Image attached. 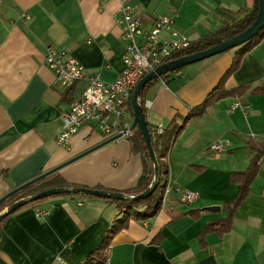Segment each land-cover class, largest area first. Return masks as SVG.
<instances>
[{"label":"crops","instance_id":"0c3cea01","mask_svg":"<svg viewBox=\"0 0 264 264\" xmlns=\"http://www.w3.org/2000/svg\"><path fill=\"white\" fill-rule=\"evenodd\" d=\"M254 1L127 3L144 30L168 16L176 31L195 42L251 13ZM119 9V0H0V198L116 135H96V130L83 127L68 147L56 142L61 115L81 96L89 78L97 75L110 83L122 71L125 42L117 25ZM51 48L65 51L86 71L69 92L54 85L44 64ZM231 62L232 51L223 52L151 85L143 95L146 123L164 129L174 117L184 118L217 85ZM244 85L264 87V39L244 55L224 86L230 90ZM235 102L241 109L231 110ZM132 120L127 110L117 128L130 127ZM131 135L56 173L71 188L115 193L132 189L143 170V155L138 144L132 148ZM250 138L264 142V92L222 99L190 120L166 158L161 211L147 221H130L112 238L106 251L110 264H264V159L234 213L232 229L220 237L210 232L199 239L209 222L226 215L223 205L236 197L238 185L229 176L245 170L251 160L246 146ZM220 141L229 143L224 153L208 150ZM184 191L197 198L185 203ZM103 200L59 195L12 213L0 225V264H81L117 215L115 206ZM211 207L218 210H207ZM36 208L44 214L37 217Z\"/></svg>","mask_w":264,"mask_h":264},{"label":"trees","instance_id":"16d2710c","mask_svg":"<svg viewBox=\"0 0 264 264\" xmlns=\"http://www.w3.org/2000/svg\"><path fill=\"white\" fill-rule=\"evenodd\" d=\"M257 12L258 2L257 0H255L254 7L251 13L230 23L225 22L213 33H210L209 35L204 36L195 42H190L186 48L173 53L168 61H175L177 59L205 51L215 45L231 40L251 26L256 18ZM263 39L264 26L247 42L239 45L234 49L229 50L232 51V62L230 67L226 70L217 85L211 90L206 98L199 105L192 107L184 118L181 119L178 116L174 117L159 134L157 133L156 128H152L147 124L151 146L159 167L158 183L154 190L147 197L142 199L130 201L103 200L115 206V208L117 209V215L105 232L101 243L97 246V248L88 253L87 257L81 264H104L106 260V251L109 248L112 238L117 233L127 228L130 221H147L155 217L161 211L163 195L167 187L168 166L166 164V158L172 145L175 143L181 132L184 130L186 124L190 120L202 116L212 104L217 103L222 99L240 98L248 93L258 94L264 92V87H252L251 85L239 86L230 90H227L224 86L225 81L229 78V76H231L240 67V63L244 55L250 52ZM182 68L174 72L167 73L161 76L159 79L152 80L140 91L138 98L139 105L142 108L143 114L144 92L158 80L166 81L174 73H177ZM127 109L132 114L130 102L128 103ZM129 140L131 142L132 148L134 146V143L138 144V146L140 147L139 151L143 155V170L136 185L132 189L119 193L127 196H138L142 194L151 184L153 179V168L148 156L147 148L142 140L141 134L137 129L133 130L132 135L129 136ZM246 146L253 155L246 169L243 171L231 172L229 176L230 181L238 185L237 195L233 201L225 203L223 205V210H225L226 212V215L223 218L213 220L205 226L199 236L200 240L207 233H215L220 237L228 233L232 229L234 213L240 203L248 195L250 185L259 173L261 161L264 159V142L250 138L247 141ZM63 187H68V185L62 180L61 177H59L58 173H54L47 178L35 183L34 185H31L9 197L7 200L0 204V211L4 208L10 207L12 204L21 199L33 196L44 190ZM44 200L45 199L37 201L35 203H31L25 207L38 205ZM189 214L193 217L197 216L196 212L194 211H190ZM11 215L12 214L8 215L5 219H7ZM172 216L178 217L182 216V214L176 213L174 216L173 213Z\"/></svg>","mask_w":264,"mask_h":264},{"label":"built area","instance_id":"2783aa9c","mask_svg":"<svg viewBox=\"0 0 264 264\" xmlns=\"http://www.w3.org/2000/svg\"><path fill=\"white\" fill-rule=\"evenodd\" d=\"M119 19L125 49L122 56L123 68L118 77L110 83L103 82L99 76L89 78V84L81 96L72 100L61 115L62 129L57 135L59 146L68 147L69 139L83 127H91L105 135L125 133L131 135L128 126L118 129L117 121L124 117L131 94L136 84L145 75L168 61L173 53L186 48L188 39L173 27L172 17L164 16L154 21L149 30H144L140 18L133 12L127 0H119ZM45 66L52 72L54 85L63 93L69 92L86 74L85 69L63 50L48 49L44 58ZM241 109L235 102L231 110ZM157 133L162 127H155ZM228 142H216L209 146L213 153H224ZM197 198L192 192L184 191L182 199L191 203ZM44 211L36 208L39 217ZM104 264H110L106 259Z\"/></svg>","mask_w":264,"mask_h":264},{"label":"water","instance_id":"95a60500","mask_svg":"<svg viewBox=\"0 0 264 264\" xmlns=\"http://www.w3.org/2000/svg\"><path fill=\"white\" fill-rule=\"evenodd\" d=\"M258 2V12L256 15L255 20L251 24L250 27H248L244 32L237 35L236 37L232 38L231 40H228L226 42H223L221 44L215 45L205 51L195 53L180 59H177L175 61H171L165 64L160 65L157 67L154 71L150 72L149 74L145 75L139 82L136 84L131 97H130V104L132 109V124L129 127L130 131H133L134 129H137L139 133L141 134L142 140L147 148L148 156L150 158V161L152 163L153 168V179L151 184L148 186V188L140 195L138 196H127L121 193H115V192H108V191H100V190H94L89 188H78V187H63V188H53L44 190L42 192H39L33 196L21 199L14 204H12L10 207H8L6 210L0 213V223L10 214L18 211L19 209L31 204L35 203L37 201L50 198L53 196H59V195H85L89 197H96L101 198L105 200H117V201H130V200H138L147 197L156 187L159 179V167L158 163L155 157V154L153 152L152 146H151V140L150 135L148 133L147 123L145 120V116L143 114L142 108L139 105V93L140 91L152 80L159 79L161 76L174 72L184 66L202 61L204 59L213 57L215 55H218L220 53L229 51L231 49H234L238 47L239 45L247 42L249 39H251L254 35H256L259 30L262 29L264 26V0H257ZM125 133H118L109 139L105 140L104 142L94 146L93 148L69 159L68 161L64 162L63 164L57 166L56 168H53L47 172H44L43 174H40L39 176L33 178L32 180L18 186L17 188L11 190L7 194H5L3 197L0 198V204L3 203L5 200H7L12 195L24 190L25 188L34 185L35 183L47 178L48 176L58 172L62 168L66 167L67 165H70L71 163L81 159L82 157L92 153L93 151L99 149L100 147L115 141L119 138H121ZM209 211L218 210V208L211 207L207 208Z\"/></svg>","mask_w":264,"mask_h":264},{"label":"rangeland","instance_id":"374dc122","mask_svg":"<svg viewBox=\"0 0 264 264\" xmlns=\"http://www.w3.org/2000/svg\"><path fill=\"white\" fill-rule=\"evenodd\" d=\"M94 134H96V135H100L97 131H95Z\"/></svg>","mask_w":264,"mask_h":264}]
</instances>
